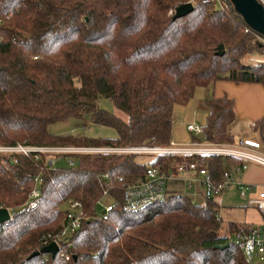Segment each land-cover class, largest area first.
<instances>
[{"label": "trees", "instance_id": "16d2710c", "mask_svg": "<svg viewBox=\"0 0 264 264\" xmlns=\"http://www.w3.org/2000/svg\"><path fill=\"white\" fill-rule=\"evenodd\" d=\"M186 2L0 0V146L90 144L88 137L49 130L72 117L115 129L116 137L99 142L167 145L175 105L187 104L198 87L211 88L218 80L264 85V64L241 62L248 53L263 52L264 43L254 40L259 33L246 30L231 0L223 7L193 0L191 13L175 17ZM101 96L127 119L100 107ZM202 105L207 121L193 140L234 142V100L207 96ZM254 128L264 141V119ZM47 161L41 152H0V207L12 213L0 226V264H248L235 235L254 226L225 221L217 197L202 194L204 202H197L169 188L165 200L140 211L123 207L125 185L149 167L171 173L196 162L220 181L225 169L244 160L95 153L79 155L73 167L51 168ZM37 176L41 198L28 209ZM101 199L113 210L104 213ZM71 200L83 204L80 228L55 255L42 252L64 226V206Z\"/></svg>", "mask_w": 264, "mask_h": 264}, {"label": "built area", "instance_id": "2783aa9c", "mask_svg": "<svg viewBox=\"0 0 264 264\" xmlns=\"http://www.w3.org/2000/svg\"><path fill=\"white\" fill-rule=\"evenodd\" d=\"M218 6L223 7L224 0H211ZM264 6V0H259ZM193 2V0H189ZM1 23V21H0ZM251 31L249 27L246 29ZM259 36V35H258ZM264 41L262 35L259 36ZM264 63V60H261ZM189 132L193 135H201L203 126L196 123L187 125ZM0 152H21L29 154L31 152H41L48 154L47 164L51 168L73 167L76 165L77 158L81 154L95 153H135L140 155H224L232 156L244 160L242 165L236 166V171L245 170L249 163H256L264 166V154L262 153L261 141L249 137H237L232 143H216L205 140H191L190 142H177L171 140L167 145L161 146H114L106 141L99 143L90 142L86 145H47L32 146L26 144H17L15 146H0ZM63 162V163H62ZM109 178V174H105ZM184 181L190 188L194 183H199L202 187V194L205 199L221 196L224 192L236 185L242 197H248L250 191L256 190L257 185L248 184L237 180L229 168L224 171L222 180H215L211 177L209 171L205 167L199 168L196 162L189 164H181L178 171L166 173L158 167H149L144 177L139 178L135 182L125 185L123 207L126 212H137L150 205L165 200L168 196L169 183L171 181ZM36 186L29 194L26 203L28 209H35L41 198L40 185L41 178H35ZM108 195V190L105 196ZM249 204L264 213V185L262 189H258L256 196H249ZM99 205L104 207L108 213L113 210L112 203H106L104 199L99 200ZM67 217L62 229L52 237L51 243H56L59 249L66 242H69L70 236L76 232L85 217V211L82 202L71 200L67 204ZM1 226V225H0ZM235 241L243 251L245 260L248 264H264V227L261 225L254 226L249 233H238L235 235ZM68 258L69 256L66 255Z\"/></svg>", "mask_w": 264, "mask_h": 264}, {"label": "crops", "instance_id": "0c3cea01", "mask_svg": "<svg viewBox=\"0 0 264 264\" xmlns=\"http://www.w3.org/2000/svg\"><path fill=\"white\" fill-rule=\"evenodd\" d=\"M207 96H215L216 98L228 96L234 100L237 122L232 129L235 137L257 138L262 143V153L264 154V141L260 139L254 128L257 121L264 119V85L258 82L237 83L231 80H218L211 88L198 87L194 97L187 104L175 105L172 139L177 142H190L193 140V134L189 132L187 125L189 123L200 125V122H202L201 126L205 125L208 112L203 107L202 102ZM247 131L249 133H246ZM244 132L248 135H243ZM229 169L237 180L257 185V189H252L249 196H256L258 189H262L264 185V166L251 162L245 170ZM169 188L184 190L195 201L204 202L202 187L199 183H194L189 188L182 180L171 181ZM233 192L242 199V203L239 201L236 205H231L225 202V198ZM249 196L242 197L237 186H231L230 189L217 197L221 217L227 222H234L238 225H261L264 227V213L249 204ZM225 213L228 216L227 219L224 217Z\"/></svg>", "mask_w": 264, "mask_h": 264}, {"label": "rangeland", "instance_id": "374dc122", "mask_svg": "<svg viewBox=\"0 0 264 264\" xmlns=\"http://www.w3.org/2000/svg\"><path fill=\"white\" fill-rule=\"evenodd\" d=\"M254 40L264 43L263 39H261L259 36L254 37ZM261 60H264V50L263 52L255 51V52L248 53L241 58V62L247 65L264 64V63H261ZM97 104L100 107L108 111H111L121 116L124 119H127V115L123 111L118 109L110 98L101 96L97 100ZM201 123L202 122H200V125ZM49 130L54 134H60V135L73 134L77 136L88 137L91 139L92 142L94 141L99 142L100 140H105L107 138H114L116 137V134H117L115 129L111 127L93 123L90 119H87V118L81 119L77 117H72V118L67 119L66 121L54 123L50 125ZM246 133H249V131H247ZM246 133L244 132V134L243 133L242 134L248 135ZM252 138H255V137H252ZM140 156H141V159L143 160H151V158L154 157V155H151V154L149 155L143 154ZM239 201L240 203H242L241 202L242 199L234 192L229 194L225 198V202L231 205H236ZM64 208H66V206H64ZM224 217L226 219L228 218L226 213L224 214Z\"/></svg>", "mask_w": 264, "mask_h": 264}, {"label": "water", "instance_id": "95a60500", "mask_svg": "<svg viewBox=\"0 0 264 264\" xmlns=\"http://www.w3.org/2000/svg\"><path fill=\"white\" fill-rule=\"evenodd\" d=\"M236 11L243 17L247 25L264 37V6L259 0H231ZM193 2H186L176 8L175 17L185 16L194 10ZM220 54L224 46H220ZM105 212V210H104ZM12 220V213L6 207H0V225ZM59 251L56 243H51L42 249V252H51L54 255ZM39 252H37L38 254Z\"/></svg>", "mask_w": 264, "mask_h": 264}]
</instances>
